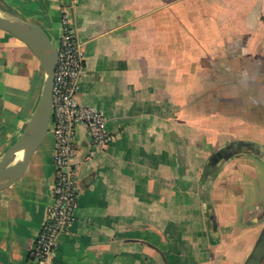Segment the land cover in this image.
I'll return each mask as SVG.
<instances>
[{
    "label": "crops",
    "instance_id": "1",
    "mask_svg": "<svg viewBox=\"0 0 264 264\" xmlns=\"http://www.w3.org/2000/svg\"><path fill=\"white\" fill-rule=\"evenodd\" d=\"M0 13L56 47L68 15L86 55L78 99L117 136L77 167L76 220L47 264H264V0H0ZM45 79L0 29V161ZM49 135L0 192V264H37L54 201Z\"/></svg>",
    "mask_w": 264,
    "mask_h": 264
},
{
    "label": "built area",
    "instance_id": "2",
    "mask_svg": "<svg viewBox=\"0 0 264 264\" xmlns=\"http://www.w3.org/2000/svg\"><path fill=\"white\" fill-rule=\"evenodd\" d=\"M63 33L57 46L58 64L55 70L50 134L55 138L53 161L55 180L53 203L31 251L37 264H47L58 246V238L76 220L80 190L77 167L105 151L117 136L107 130L102 112L82 105L78 99L79 81L85 73L86 55L77 40L68 15L62 18ZM84 129L90 140L88 152L78 141V130Z\"/></svg>",
    "mask_w": 264,
    "mask_h": 264
},
{
    "label": "water",
    "instance_id": "3",
    "mask_svg": "<svg viewBox=\"0 0 264 264\" xmlns=\"http://www.w3.org/2000/svg\"><path fill=\"white\" fill-rule=\"evenodd\" d=\"M0 29L10 33L29 47L41 63L45 72V83L34 117L20 139L6 152L0 161V192L12 186L26 172L29 163L48 138L53 106V87L55 70L58 64L57 47L40 26L15 21L0 13ZM19 152L23 158L15 163ZM264 246L257 249L255 259H261Z\"/></svg>",
    "mask_w": 264,
    "mask_h": 264
},
{
    "label": "rangeland",
    "instance_id": "4",
    "mask_svg": "<svg viewBox=\"0 0 264 264\" xmlns=\"http://www.w3.org/2000/svg\"><path fill=\"white\" fill-rule=\"evenodd\" d=\"M2 14L7 17L10 13L8 14V12H5V13L2 12ZM53 42H55V44H57V42H56V40L54 38H53ZM48 138L51 139V135H49ZM20 158H21V155H19V159L17 160L18 162H19Z\"/></svg>",
    "mask_w": 264,
    "mask_h": 264
}]
</instances>
